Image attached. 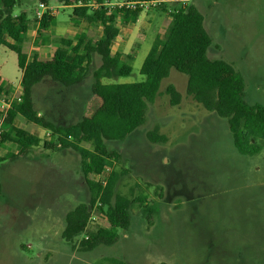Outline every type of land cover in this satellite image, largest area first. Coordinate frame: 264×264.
I'll return each instance as SVG.
<instances>
[{
    "label": "rangeland",
    "instance_id": "1",
    "mask_svg": "<svg viewBox=\"0 0 264 264\" xmlns=\"http://www.w3.org/2000/svg\"><path fill=\"white\" fill-rule=\"evenodd\" d=\"M18 1L14 13L25 11L30 21L26 55L35 50L48 58L60 36H73L76 31L72 8L59 7L55 20L70 32L60 25L61 35L49 31L33 45L38 27L34 11L42 0ZM190 2L202 13L212 39L208 57L231 64L243 78L246 101L264 107V0H187L184 5ZM164 5L167 9L180 6L176 0H166ZM147 12L139 14L136 25L117 19L121 29L144 39L135 50L130 75L106 82L143 79L139 69L151 40L158 36L159 42L169 22L166 11ZM149 19L153 26L143 27ZM98 26L94 25V37ZM22 59L0 46V82L21 81ZM98 65L95 55L88 74L75 86L64 87L48 78L33 86L36 110L59 124L74 123L88 114L98 104L90 92ZM186 81V75L171 69L155 101L147 105L144 124L122 142H104L106 166L121 172L115 193L130 199L142 196L153 212L149 223L135 202L128 228H117L111 245L92 250L81 248L83 233L72 242L62 237L66 213L86 198L78 154L43 148L48 137L45 129L19 119L17 125L38 134L41 142L30 144L26 154L14 159L6 154L15 153L17 145L0 143L4 158L0 163V264H263L264 140L258 141L263 145L258 154H240L226 119L186 95ZM168 84L182 96L177 106L168 103L164 93ZM155 127L166 136L164 143L147 139ZM81 146L93 150L95 142L82 141ZM95 225L107 227V221L97 213Z\"/></svg>",
    "mask_w": 264,
    "mask_h": 264
},
{
    "label": "trees",
    "instance_id": "2",
    "mask_svg": "<svg viewBox=\"0 0 264 264\" xmlns=\"http://www.w3.org/2000/svg\"><path fill=\"white\" fill-rule=\"evenodd\" d=\"M81 1L86 3L89 0ZM94 1L103 3L109 0ZM18 2L0 0V46L21 55L30 21L25 11L14 13ZM56 2L73 4L72 0ZM155 8L166 11L170 21L162 39L149 48L141 63L139 71L143 76L142 80L129 83L105 82L130 75L132 68L126 60H131V57L117 52L112 55L111 45L119 33L117 19L124 24L134 22L141 11L73 7L71 21L75 24L83 22L87 25H101L100 37L92 41L81 32L75 37L74 43L72 39L61 37L57 39V46L50 58L45 60L33 53L22 71L21 101L14 103L7 111L2 143H15L21 153L30 144H39L38 137L15 125V118L20 116L27 123L47 131L48 137L42 142L43 148L71 149L78 154L80 178L86 188V198L66 213L62 237L65 241L72 242L81 235L91 210L97 203L99 205L96 211L102 213L107 221V227H100L90 233L88 239L82 238L80 245L83 250H92L98 245H111L116 237L115 230L128 228L130 211L135 202L139 203L148 222L152 221L153 210L144 197L130 199L115 193V185L121 172L112 169L104 178V185L91 180L90 175L102 173L106 166L104 142H122L144 124L147 105L155 101L160 84L169 76L171 69L187 76L186 95L191 96L205 110L226 119L233 145L240 154L255 155L262 148L258 141L264 140V107L246 101L243 78L231 64L208 57L207 51L212 39L204 27L202 13L191 2L171 9L161 3ZM54 20L55 17L48 13H44L40 20L34 19L38 24L37 37L46 36ZM95 55L99 59V65L92 72L90 92L98 100V104L74 123H55L39 114L32 99L33 86L45 78L64 87L76 85L88 74ZM5 87L0 85V92L8 89ZM164 93L168 96L170 106L181 103L182 96L174 85L168 84ZM158 131L159 128L155 127L148 132L147 139L153 143H164L167 138ZM92 139L95 142L93 150L81 146L82 141ZM19 155L20 153L7 154L10 159ZM2 161L4 158L0 157V163Z\"/></svg>",
    "mask_w": 264,
    "mask_h": 264
},
{
    "label": "built area",
    "instance_id": "3",
    "mask_svg": "<svg viewBox=\"0 0 264 264\" xmlns=\"http://www.w3.org/2000/svg\"><path fill=\"white\" fill-rule=\"evenodd\" d=\"M166 0H117V1H104L103 3L96 2L94 0H89L86 3L81 0H77L75 3L70 5H60L53 6L48 5L46 2H39L37 8L34 11V17L37 20H40L44 13H48L51 16H55L58 12L59 7H83L86 6L91 10L98 9L99 7L107 8L108 11H112L115 9H126V10H140L141 12L147 11L149 9H153L156 6L164 3ZM187 0H176L180 6H183ZM179 6V7H180ZM21 83L20 81L17 84H10L8 89L0 92V143L2 132L4 131V123L7 115V111L14 103H18L21 101ZM112 169L105 166L104 170L100 174L93 173L90 175V179L95 182H102V185L105 184V177L109 174ZM99 203L95 204L91 210L90 216L85 226V230L83 232V238L88 239L89 234L97 231L100 227H96L95 221L97 220V213L99 217H104L102 213H96V207Z\"/></svg>",
    "mask_w": 264,
    "mask_h": 264
},
{
    "label": "crops",
    "instance_id": "4",
    "mask_svg": "<svg viewBox=\"0 0 264 264\" xmlns=\"http://www.w3.org/2000/svg\"><path fill=\"white\" fill-rule=\"evenodd\" d=\"M148 13L147 11H143V12H141V13ZM55 17V16H54ZM120 21V20H119ZM136 21H137V19L134 21V22H131V24L133 25V24H135L136 25ZM169 21H170V17H169ZM118 22V21H117ZM169 23V22H168ZM54 24H55V26L53 25L52 27L50 26V28H49V30L47 31V35H48V33H49V31H51V33L52 32H54L56 35H61L58 31H60V30H58V27L61 25V26H63V28H64V31H69L70 32V30H68V28H67V25L66 24H62V23H59L58 21H56V20H54ZM152 24V21L149 19V20H145L144 22H142V26L143 27H151V26H153V25H151ZM38 25V24H37ZM94 25L95 24H85V23H83V22H81L80 23V25L79 24H76V27H75V29H76V31H74L73 32V36H60L59 38H61V37H64V38H68V39H72V41H73V43H74V41H75V37L76 36H78L81 32H83V33H85V35L87 36V38H90L92 41H96L99 37H100V35H101V33H102V26L101 25H99L98 26V29H100L99 30V33H98V35H97V37H94V35H95V33L96 32H94ZM117 25V27H118V29H119V33H118V35L114 38V40H113V42H112V45H111V54L113 55L114 53H121L122 55H124V56H130L131 57V60H126L127 61V64H129L130 66H131V63L133 62V60H134V54H135V50H136V48L139 46V44H140V42L142 41V39H144V37H141V38H137L135 35H133L132 34V32H131V30H129V29H121V27L118 25V24H116ZM141 25V24H140ZM156 26V25H155ZM167 27V26H166ZM37 29H38V27H37ZM166 29V28H165ZM28 30H29V27H28ZM27 30V31H28ZM73 30V29H72ZM59 33V34H58ZM26 34H27V32H26ZM26 34H25V37H26ZM46 35V36H47ZM158 35V34H157ZM157 37L158 36H155V37H153L152 38V40H151V42H152V45L153 44H155L156 43V39H157ZM25 38H24V42H23V45H22V49H21V55L20 56H22V66H23V68H24V66H25V64L28 62V61H30V59H31V56H32V54L33 53H37L38 55H39V58L40 59H43V60H45V59H49L50 58V56H51V54L53 53V51H54V49L56 48V46L54 47V49L52 50V52H51V54H50V56L48 57V58H43V55H42V53H40V52H37V51H33V53L29 56V55H26V53H25V51H24V44H25ZM37 41H38V37H37V32H36V36H35V38H34V41H33V45H36V43H37ZM93 59H94V56H93ZM107 80H105V82H106ZM0 85H2V86H6L5 87V89H7L8 87H9V85L10 84H5V83H3L2 81L0 82ZM73 86H75V85H73ZM35 108V107H34ZM36 109V108H35ZM38 113L39 114H42L40 111H38ZM87 115V114H86ZM84 116V115H83ZM19 119H23V118H21L20 116H17L16 118H15V125L18 127V128H20V129H23V130H26V128H21V127H19L18 125H17V122H18V120ZM50 119V118H49ZM24 120V119H23ZM25 121V120H24ZM26 122V121H25ZM27 123V122H26ZM28 124H31V123H28ZM32 125H34V124H32ZM34 128H36V129H41V127H39V126H36V125H34ZM43 129V128H42ZM26 131H28V130H26ZM46 131V130H45ZM29 132V131H28ZM30 134H32V135H34V136H36V137H38L39 139H40V136L38 135V134H33V133H31V132H29ZM46 134H47V131H46ZM40 142H41V139H40ZM39 142V143H40ZM261 145H262V143H260ZM18 147V146H17ZM263 149V145H262V148H261V150ZM260 150V151H261ZM19 153H21L20 152V148L18 147V150L15 152V153H8V155L9 154H19ZM27 153V149L23 152V154H26ZM22 154V153H21ZM258 154V153H257ZM244 155V154H243ZM256 155V154H255ZM6 156H7V154H6ZM246 156H253V155H246ZM8 157V156H7ZM260 249H261V252H260V254H261V260L263 261V264H264V257H263V255H264V243H263V245H262V248L260 247Z\"/></svg>",
    "mask_w": 264,
    "mask_h": 264
}]
</instances>
